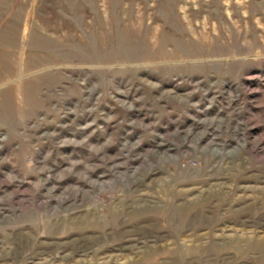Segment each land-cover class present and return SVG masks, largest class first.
Wrapping results in <instances>:
<instances>
[{
	"label": "rangeland",
	"instance_id": "374dc122",
	"mask_svg": "<svg viewBox=\"0 0 264 264\" xmlns=\"http://www.w3.org/2000/svg\"><path fill=\"white\" fill-rule=\"evenodd\" d=\"M0 264H264V0H0Z\"/></svg>",
	"mask_w": 264,
	"mask_h": 264
}]
</instances>
